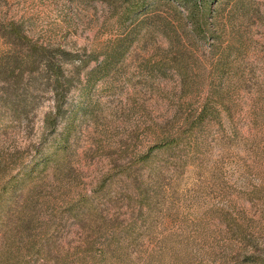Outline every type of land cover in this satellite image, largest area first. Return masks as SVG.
Segmentation results:
<instances>
[{"label":"rangeland","instance_id":"rangeland-1","mask_svg":"<svg viewBox=\"0 0 264 264\" xmlns=\"http://www.w3.org/2000/svg\"><path fill=\"white\" fill-rule=\"evenodd\" d=\"M238 1L206 0L220 32L204 39L197 12L180 54L155 19L172 20L168 0H143L155 15L140 24L136 0H0V264H94L97 234L111 232L131 239L110 264H264V0ZM12 27L21 39L3 37ZM130 31L129 51L106 68L107 48ZM41 45L69 88L55 128L72 129L69 173L10 188L53 137L50 85L28 77L44 72ZM22 54L34 62L12 63ZM29 87L13 114L12 93ZM166 136L173 145L156 147ZM83 195L89 209L69 210Z\"/></svg>","mask_w":264,"mask_h":264},{"label":"trees","instance_id":"trees-1","mask_svg":"<svg viewBox=\"0 0 264 264\" xmlns=\"http://www.w3.org/2000/svg\"><path fill=\"white\" fill-rule=\"evenodd\" d=\"M143 0H136L134 4H132L131 9L128 11L131 16H134L138 20V24L144 23L150 15H155L154 12L150 14L151 11L147 12L146 14H143L144 11L142 7H144L141 3ZM169 5L172 8V12H170L168 15L171 14L172 20L166 21L163 18V15L161 13H158L155 15V19L158 20L157 23H161L166 27L168 30V36H165L164 38V44L168 45V48L171 50H175L176 52L183 54L185 49V39L188 37V29H193V20L196 17L197 12L201 13V18L203 20V26L202 27V37L204 39H213L215 40L217 36V31L219 29L215 28V25L212 26L211 22L209 21V17H206V0H202V2L199 4L198 0H168ZM229 1V0H226ZM238 1L235 5V7L239 8V5L241 4ZM139 7V8H137ZM233 7L232 12L236 10L237 8ZM178 14L181 15L178 17ZM203 16V17H202ZM173 18H176L174 20ZM220 18V14L218 12V15H216V20ZM133 19V20H136ZM14 27H12V30L6 31L3 34V37L8 40H13L22 37V33L18 30H13ZM150 31H146L144 34V37H147L149 35ZM131 35L130 32H122L120 33L110 44V46L107 48V51L104 53V58L102 60L103 65L107 68L109 64H111L113 61L116 62L117 60H120V55L123 53L129 51L130 45L126 43L128 38ZM143 36V35H142ZM48 46L41 45L40 46V56L43 57L44 65L43 70L44 72H39L38 74H29V79L33 80V84L40 85L41 82H46L50 85L51 92L53 93L54 97V106L53 108L45 114L44 117V125L46 128L53 129L52 135L53 137L50 140V144L48 145V150H43L37 154L35 159L32 161L31 164L28 165L27 169L24 171V174L21 176V178H16V181L10 186V188H14L19 181L26 182L30 178H33V175L35 173H39L38 176L41 177L43 173H45L47 170L54 168L55 172L58 174L63 172V176H67L66 173L68 172V168L70 167V163L68 161L69 156V147H70V137L72 133V129L67 124L66 127H64L63 130L60 132L57 131V124L59 123V117L62 115V106L66 101L67 92L69 91V88H66L67 80H64L63 78V72L64 68L61 65H59L56 70L54 71V74L50 76L48 74L49 64H48V52L47 48ZM10 58L12 59V63H24V66H28L30 63L34 62V57L31 55H24L22 54L21 57H15L12 55ZM17 67L13 68V71L16 72ZM14 73V72H13ZM23 75L21 72L18 74V77L23 78ZM66 83H65V82ZM32 87H29V90H23L24 92H16V94L12 93L13 97L17 99V103L10 106L8 108L9 111L13 112V114H16L19 110L26 108L29 105V97L31 96L30 92L34 93V90H30ZM37 89V88H36ZM27 91V92H26ZM206 111V108L202 110L201 116L203 115V112ZM21 117V116H20ZM175 142L174 138H171L170 136L164 137V139L160 140L155 144L156 147L160 148H166L169 149L173 143ZM36 171V172H35ZM7 188V191H10L11 189ZM4 189V188H3ZM5 190L2 191V195L5 194ZM93 197L90 195L81 196L76 204L72 203L70 204L69 210H72V212H78L80 210H83L84 208L89 209L88 202L91 201ZM1 200V198H0ZM28 196L25 198L23 203L27 207H24L22 210L20 209L18 214L20 215L21 219L25 220V216L29 214L30 208L28 207ZM91 209V207H90ZM91 211V210H90ZM85 214V213H84ZM83 214V215H84ZM92 215V214H91ZM93 217V216H92ZM95 218V216L93 217ZM24 222V221H23ZM98 233L96 238L97 241L92 244L93 250L90 249V252L93 254L91 256L94 259V264H110L109 259L115 258L119 260L125 259L127 256V247L125 246L126 243L131 239L129 235H126L125 233L117 234L116 232H111L108 234L101 235ZM100 245V248L98 250H94V248Z\"/></svg>","mask_w":264,"mask_h":264}]
</instances>
